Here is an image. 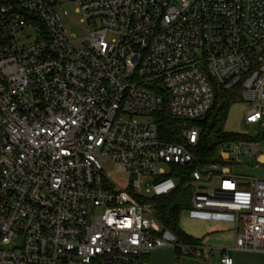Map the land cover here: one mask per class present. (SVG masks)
Wrapping results in <instances>:
<instances>
[{"label":"built area","instance_id":"1","mask_svg":"<svg viewBox=\"0 0 264 264\" xmlns=\"http://www.w3.org/2000/svg\"><path fill=\"white\" fill-rule=\"evenodd\" d=\"M70 4L85 39L68 32ZM236 88L245 125L264 130V0H0V264H143L163 248L210 258L219 249L156 217L152 199L181 187L192 215H231L220 264L264 253V179L235 173L264 135L223 145L181 185L200 130L167 143L153 120L198 122Z\"/></svg>","mask_w":264,"mask_h":264},{"label":"trees","instance_id":"2","mask_svg":"<svg viewBox=\"0 0 264 264\" xmlns=\"http://www.w3.org/2000/svg\"><path fill=\"white\" fill-rule=\"evenodd\" d=\"M240 98L239 88L230 92L218 93L212 109L198 122H185L171 118L167 112L154 115L153 120L158 126L160 137L167 143H181L180 132L184 128L197 127L200 130V138L196 147L192 150L196 163L180 171L183 176L181 185L186 183L192 170L198 166H206L219 162V152L223 145L248 140L241 135L229 133L225 129V123L229 108ZM190 197V191L186 188H178L171 196L154 198L152 202L156 210L159 222L170 229L184 243L198 244L179 227V220L185 205Z\"/></svg>","mask_w":264,"mask_h":264},{"label":"rangeland","instance_id":"3","mask_svg":"<svg viewBox=\"0 0 264 264\" xmlns=\"http://www.w3.org/2000/svg\"><path fill=\"white\" fill-rule=\"evenodd\" d=\"M66 8L69 11V19L67 22V29L70 34L76 36L77 40L85 39L88 35V30L86 25L82 24L80 21V15L76 14L75 9L76 6L74 4L67 5ZM249 106L246 103L235 102L229 108L227 119L225 123V129L229 133L241 135L246 138L257 139L264 135V130L258 128L257 126H247L244 123V115L248 110ZM244 140L236 142V146L238 149H242L244 147ZM231 144V143H230ZM235 145V144H231ZM260 153L257 156H243L242 159L244 164L248 168H237L235 173L240 176L250 177V178H258L264 179V165L258 163L257 158H264V139L260 142ZM229 146V144H228ZM233 147V146H232ZM235 156L232 155V159ZM260 162H264V160H259ZM109 178L117 182L120 186L124 187L127 184L128 178L123 174L122 168L119 165H116L113 168V171L108 174ZM190 197L188 198V202L185 205V210L180 220L181 229L192 236L199 237L201 232H206L210 222L204 223L203 220L195 218V215H192L190 212ZM225 216H231L229 214H223ZM216 225L219 229L225 230V232H221L215 235H212V242L210 248L213 249H224L230 248L233 245V233L229 230L232 228V223L230 221H221L215 222L212 226ZM217 237V239L213 240V237ZM230 257L233 260V264H264V253L258 252H230ZM220 253L217 255H211V263L210 264H219ZM144 264V262H143Z\"/></svg>","mask_w":264,"mask_h":264},{"label":"crops","instance_id":"4","mask_svg":"<svg viewBox=\"0 0 264 264\" xmlns=\"http://www.w3.org/2000/svg\"><path fill=\"white\" fill-rule=\"evenodd\" d=\"M188 212V210H185ZM184 211V212H185ZM182 212V213H184ZM183 214H181L182 216ZM195 218L201 219L203 220L204 223H206L207 221L212 223L209 224L210 227H208V229L206 230V232H201L200 236L195 237L192 235H189L187 233H185L181 227H180V220H179V227L180 230L186 234L188 237H190L192 240L198 242V244L209 248L211 246V242H212V235L221 233V232H225V230L223 231V229H219L216 225L212 226L213 224H215V222H221V221H230L232 224V219L230 216H225L223 214H198L197 216H195ZM231 231V233H233V238L235 237V232H234V224L232 225V228L229 229ZM217 239V237H213V240ZM234 243V241H233ZM220 253V259H221V249H219L218 253ZM215 254V255H217ZM230 255V254H229ZM219 259V262H220ZM211 256L210 258H195L193 256H185L183 255L179 250L177 249H173V248H163V249H157L154 250L150 256L148 258H146L144 260V264H210L211 263ZM220 264V263H219Z\"/></svg>","mask_w":264,"mask_h":264},{"label":"bare ground","instance_id":"5","mask_svg":"<svg viewBox=\"0 0 264 264\" xmlns=\"http://www.w3.org/2000/svg\"><path fill=\"white\" fill-rule=\"evenodd\" d=\"M264 160V159H263Z\"/></svg>","mask_w":264,"mask_h":264}]
</instances>
